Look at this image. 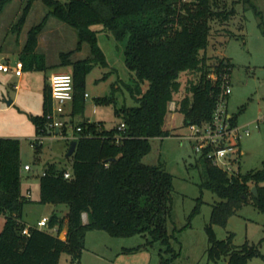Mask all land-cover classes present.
Listing matches in <instances>:
<instances>
[{"label": "trees", "instance_id": "16d2710c", "mask_svg": "<svg viewBox=\"0 0 264 264\" xmlns=\"http://www.w3.org/2000/svg\"><path fill=\"white\" fill-rule=\"evenodd\" d=\"M10 1L0 0V14ZM34 1L29 0L22 9L19 19L22 27ZM241 2L253 0H232L230 10L226 4L220 8L221 0H43L49 11L28 33L21 54L24 69L48 68L46 57L37 52V46L38 36L50 17L76 29L77 49L88 43L93 58L72 62L71 52L63 53L61 64L73 67L72 116L83 114L87 75L97 63L109 65L98 43V31L94 29L100 25L117 40L127 41L125 63L135 74L134 85L127 88L137 105L117 110L121 123L125 124L124 131L118 130V126L107 129L102 121L84 120L75 125L74 132L79 138L67 140L69 145L77 143L70 157V179L64 176L66 169L55 163L44 168L45 174L40 178V203L68 207L66 239L59 236L65 218L56 211L49 217L48 226L42 229L28 226L23 220L24 206L31 200L21 189L20 141L0 138V213L6 217L0 232V264H59L65 252L81 255L86 233L93 229L114 236L149 233L155 240L170 243L167 222L172 213L173 175L161 166L144 164L143 158L151 151V140L172 135L167 123L173 113L182 114L187 127L212 119L218 81L213 83L209 75L220 74L225 69L231 72L227 60H221L214 68L207 63L205 53L210 44L212 22L229 20L236 12L235 5ZM188 73L195 74L197 81L186 86V95L178 101L181 77ZM96 102L110 105L116 103V97L113 93L97 98ZM172 102H176L175 111L170 109ZM52 104L51 88L47 86L43 115L31 117L38 134H48L47 115L52 111ZM233 123H237L234 116ZM78 127L80 132H76ZM63 131L67 134L68 127ZM199 161L203 166L201 190H209L220 198L213 206L211 223L207 226L210 258L224 257L227 264H248L251 258L263 257L257 245L246 243L234 249L233 234L227 240H218L213 225H225L251 198L264 212V166L229 175L204 154H200ZM253 187H257L258 197L252 192ZM84 213L87 222L83 220ZM26 227L29 235L23 233ZM54 228L57 234L50 232Z\"/></svg>", "mask_w": 264, "mask_h": 264}, {"label": "rangeland", "instance_id": "374dc122", "mask_svg": "<svg viewBox=\"0 0 264 264\" xmlns=\"http://www.w3.org/2000/svg\"><path fill=\"white\" fill-rule=\"evenodd\" d=\"M28 1L11 0L0 14V53H2L0 58L12 57L13 61L18 58L16 52L19 53L22 35L30 30L32 27L30 21L34 19L30 13L23 27L19 24L22 9L28 5ZM224 5L230 10L232 0H221L220 8L223 9ZM40 6L46 8L42 0H35L31 9L37 11ZM235 10V14L229 20L216 19L212 22L210 44L205 55L208 65L212 68L221 60H227L231 65L232 93L228 112L236 118L238 126L248 125L251 131V135L243 137L239 143L241 153L234 163V169L247 173L264 166V121L258 123V120L264 117V0L237 3ZM44 17L45 13L37 20V25ZM50 22L67 28L61 27L57 31H62L68 41L71 38L69 31L74 32L75 36L77 34L76 29L54 17ZM94 29L98 31V43L109 65L103 66L97 63L87 75L85 91L89 97L85 102L84 113L75 117L71 115V111L67 115L66 112L64 113L63 120H66L65 126L68 127V132L73 131L72 128L79 120L102 121L107 129L115 128L122 122L117 110L137 105L127 88V85L135 83V74L125 63L127 41L117 40L112 33L103 30L100 25L95 26ZM77 45L78 43L73 50L61 52L56 60L57 63L61 64V54L70 52V60L74 62L78 59L82 61L93 58L88 43H83L84 46L82 45L79 50ZM43 47L50 48L46 40ZM63 49L68 48H62L60 51H64ZM53 54L55 59V53ZM56 61L50 59V63ZM71 67L72 65L69 70L61 69L60 72L72 73ZM53 71L54 69L51 68L46 74L50 75ZM37 74L43 78L45 72ZM15 81L17 77L14 75L0 74V85L5 84L4 86H8L9 90L8 92L5 89L4 96H0L1 102L6 106L8 104L4 102L5 99L8 101L15 96L10 85L16 83ZM196 81L195 74H183L182 90L176 97L178 101L186 95V86ZM32 86L39 94L38 98L31 97L33 104L28 110L35 115L37 112H42L41 82L36 79ZM143 88L146 90L147 84ZM113 93L116 103L100 105L96 102L97 98L110 96ZM24 101L27 102L29 99L24 96ZM30 115L29 112L13 105L9 107L6 115L4 112L0 113V122H7L13 129L12 134L18 136L23 166L29 165L32 168L31 171L22 170L21 189L31 200L24 206L23 220L28 226L39 227L43 217H50L56 211L65 218V225L59 236L61 239H66L68 207L40 203V178L44 168L50 163L71 170L72 159L67 156L70 145L63 132L36 133ZM167 128L171 130L172 135L151 140V151L143 158V163L161 166L173 175L172 213L167 222L170 243L164 244L160 240H155L149 233L114 236L107 231L93 229L86 233L81 255L74 256L65 252L59 264H227V259L224 257L220 260L210 258L211 244L207 226L211 223L213 206L220 201V198L209 190H201L203 166L199 161L200 154L195 152L193 144L188 139L183 138L191 131L189 127L184 126V117L180 113H173ZM35 141L37 142L33 145ZM5 221V215L0 213V232L4 228ZM213 229L218 240H227L230 234H233L234 249L246 243L257 245L263 257L251 258L248 264H264V212L253 204L252 198L249 203L244 204L230 216L225 225L214 224ZM50 232L57 234L56 230Z\"/></svg>", "mask_w": 264, "mask_h": 264}, {"label": "built area", "instance_id": "2783aa9c", "mask_svg": "<svg viewBox=\"0 0 264 264\" xmlns=\"http://www.w3.org/2000/svg\"><path fill=\"white\" fill-rule=\"evenodd\" d=\"M24 65L21 60L17 61L15 65L0 64V71L5 73L14 72L17 76L23 74ZM209 78L216 83L218 81V91L215 94L216 104L213 111L212 119L202 125H190V134L183 138L188 139L192 144L196 153L204 154L208 160L216 167L221 168L229 175L238 174L239 171L234 169V163L238 160V155L241 151L239 143L243 137L251 135L248 125L238 126L233 123V116L228 112L229 98L232 93L231 89V72L225 69L220 74L212 72ZM50 88L52 95V111L47 115V125L49 132H64L63 128L66 121L63 120L66 105L74 101V75L69 72H58L50 77ZM88 98L89 94L86 93ZM172 111L176 110V102L170 105ZM264 121V117L258 120V123ZM72 132L63 133L66 140H75L79 137L75 135V128ZM118 130L124 131L125 124L121 123ZM81 128H76V132H80ZM58 133V132H57ZM120 139V138H119ZM39 141V140H37ZM33 142V145L37 142ZM25 171H31L29 165L23 166ZM45 172H43V175ZM65 178L70 179L72 176L71 170H66ZM83 220L87 222V214H83ZM49 217H43L40 220V229L48 226ZM57 232V228H54ZM23 233L29 235L28 227L23 229ZM66 235V232H65Z\"/></svg>", "mask_w": 264, "mask_h": 264}, {"label": "crops", "instance_id": "0c3cea01", "mask_svg": "<svg viewBox=\"0 0 264 264\" xmlns=\"http://www.w3.org/2000/svg\"><path fill=\"white\" fill-rule=\"evenodd\" d=\"M17 2L19 3L20 1H17ZM46 8H42L40 6L37 11H34V10L31 9V11L29 12V14L31 13V15L34 17V19H32L30 21V25L32 27L35 26V25H37V20H39L44 13H45V16H46V14L49 11V9L47 8V10H46ZM52 18L53 17H50L49 18V20H48L46 26L44 27L43 31L40 33V35H39V44L37 46V52L45 55L46 60H47L48 68L46 70H44V71H28V70H25L24 69L23 70V74L21 76H17L14 72L5 73L3 71H0V74H2V75L3 74H11V75H14L15 77H17V81H15L16 83H10L11 89L15 93L14 98L13 99H10V100H12L11 101L12 103L10 105H7L6 106L0 100V113L4 112L5 115H6V113L9 110V107L11 105H13V107H18L21 110H25V111L29 112L31 114L30 115V120L31 121H32V119H31L32 116L43 115V113H44V91H45V88L47 86L50 87V77L53 74L62 71L61 69H66V70H69L70 69V65L69 66H65V65H62V64L59 65L56 60L58 59V56L60 55L61 52H65L66 50L67 51L68 50H73L76 47V44L78 43V37H76L77 34L75 36L74 32L69 31V34H71V38H70L69 41L66 40V37H65V35H63V32L62 31H59V30L57 31V29L58 28H61V27H62V29H67V28H65L61 24H58V23H55V22H50ZM50 23H52V24H50ZM29 31L30 30H28L24 36L22 35L21 44L19 46L20 47L19 53L16 52L18 54L17 55L18 58L15 61H13L11 59L12 57H7V56L6 57H3L2 56L0 58V64L6 63V64L15 65V63L17 61L21 60V54H22L23 49L25 47V44L27 42ZM44 40H46V43L48 45H50V48L49 47H47V48H44L43 47ZM64 46H67V47H64ZM62 48H68V49H63L64 51H60ZM50 49L52 51H50ZM53 53H55V59H54V56H53L54 54ZM1 55H2V53H0V56ZM50 59H53V61L55 60L56 62L55 63H50ZM78 60H76V61H78ZM72 61L74 62V60H72ZM60 63H61V60H60ZM51 68L54 69V71L51 72L50 75H47L46 72L49 69H51ZM71 68H72V71H73V67H71ZM39 72H45V75H44L43 78L38 76L37 73H39ZM36 79L41 82V90L42 91H41L40 101L42 103V107H41L42 108V112L41 113H38L37 112L34 115L31 110H28V108H32L31 106H32L33 103H31V100H30L31 97H33V98L34 97H37L38 98V94L39 93L37 91H35L34 87L32 86L33 81L36 80ZM4 85H0V96L1 95L4 96V94H5L4 92L5 91H8L9 92V90L7 88L8 86L5 87ZM24 96L27 97L29 99V101H27V102L24 101ZM4 102L7 103L8 102L7 99H5ZM73 106H74V101L73 102H70V103H68L66 105V108H65L66 115H67V113L69 111H71V113L73 112ZM71 115L69 114V117L72 118ZM81 121H84V120H79V122H81ZM32 123H33V121H32ZM34 126L36 128V125L35 124H34ZM12 130L13 129L8 125L7 122H2V121L0 122V138H15V139H18V136L17 135L12 134ZM36 133H37V128H36ZM48 134H52V132H49L48 131Z\"/></svg>", "mask_w": 264, "mask_h": 264}, {"label": "water", "instance_id": "95a60500", "mask_svg": "<svg viewBox=\"0 0 264 264\" xmlns=\"http://www.w3.org/2000/svg\"><path fill=\"white\" fill-rule=\"evenodd\" d=\"M11 101H12V100H8L7 104L10 105V104L12 103ZM57 132L59 133V130H57ZM76 146H77V143H76V142H72V143H71V145H70V149H69V151H68V153H67V156H68V157H71V156L74 154L75 149H76ZM252 192L254 193V195H255L256 197H258V189H257V187H253V188H252Z\"/></svg>", "mask_w": 264, "mask_h": 264}]
</instances>
